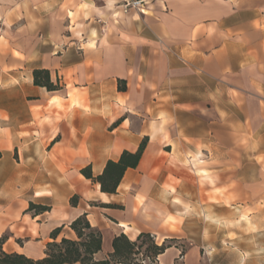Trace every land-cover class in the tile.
Returning <instances> with one entry per match:
<instances>
[{"label":"crops","instance_id":"1","mask_svg":"<svg viewBox=\"0 0 264 264\" xmlns=\"http://www.w3.org/2000/svg\"><path fill=\"white\" fill-rule=\"evenodd\" d=\"M124 1L0 0L3 250L42 259L87 214L99 259L151 233L179 240L160 264H264V0ZM144 141L116 194L82 174Z\"/></svg>","mask_w":264,"mask_h":264},{"label":"trees","instance_id":"2","mask_svg":"<svg viewBox=\"0 0 264 264\" xmlns=\"http://www.w3.org/2000/svg\"><path fill=\"white\" fill-rule=\"evenodd\" d=\"M34 84L46 88L49 92L63 90L58 80L52 81L48 70H35L33 72ZM147 145L144 141L136 153L124 152L119 161H109L104 172L95 178L91 167L82 171L86 179L100 184L103 193L114 195L128 169H135L139 165L142 154ZM78 198H73L72 204L76 205ZM120 208L119 206H110ZM50 211L44 205H30L28 212L40 215ZM74 238H62L57 241L61 228L52 233L54 241L48 243L45 257L32 259L19 253H7L3 250L6 237L0 238V264H160L159 256L167 249L178 245L177 239H166L159 245L151 233H141L132 241L125 234L116 236L112 242V252L105 258L99 259L97 255L103 250V234L93 227L87 214H83L70 224Z\"/></svg>","mask_w":264,"mask_h":264},{"label":"built area","instance_id":"3","mask_svg":"<svg viewBox=\"0 0 264 264\" xmlns=\"http://www.w3.org/2000/svg\"><path fill=\"white\" fill-rule=\"evenodd\" d=\"M150 0H125L122 4V10L125 14L136 12L138 14H145Z\"/></svg>","mask_w":264,"mask_h":264},{"label":"rangeland","instance_id":"4","mask_svg":"<svg viewBox=\"0 0 264 264\" xmlns=\"http://www.w3.org/2000/svg\"><path fill=\"white\" fill-rule=\"evenodd\" d=\"M170 221L175 222V220L171 219ZM150 264V263H149Z\"/></svg>","mask_w":264,"mask_h":264},{"label":"bare ground","instance_id":"5","mask_svg":"<svg viewBox=\"0 0 264 264\" xmlns=\"http://www.w3.org/2000/svg\"><path fill=\"white\" fill-rule=\"evenodd\" d=\"M202 174V173H201ZM134 228V227H133Z\"/></svg>","mask_w":264,"mask_h":264}]
</instances>
